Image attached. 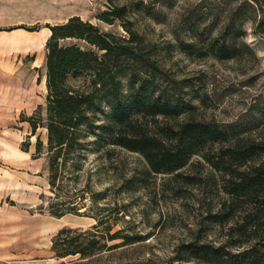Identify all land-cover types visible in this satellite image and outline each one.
I'll use <instances>...</instances> for the list:
<instances>
[{
	"label": "rangeland",
	"instance_id": "obj_1",
	"mask_svg": "<svg viewBox=\"0 0 264 264\" xmlns=\"http://www.w3.org/2000/svg\"><path fill=\"white\" fill-rule=\"evenodd\" d=\"M66 2L61 0L57 16L61 22L56 24L68 14L78 15L123 37L129 33L121 19L109 24L98 16L110 7L127 5V17L144 38L143 52L156 74L155 84L195 106L177 118L158 117L159 126H176L192 117L221 127L232 125L264 146V0H69V7L63 5ZM238 33L243 36L234 40L235 55L220 59L210 53L212 44ZM62 43L89 47L76 38ZM38 45L39 41L27 60L35 58L40 68L29 64L23 78L27 104L13 102L0 108V264H61L76 259L55 257L52 240L65 226L91 227L96 219L83 213L89 206L122 207L112 231L125 228V233L146 238L132 247L107 251L106 264L136 257H152L153 264H200L178 260L177 255L185 243L218 244L225 238L230 224L219 225L213 214L228 196L220 189V172L204 158L223 145L209 146L175 173L154 172L141 153L119 146L89 150L82 170L67 169L66 178L59 177L60 197H55L48 129L33 131L24 120L38 114L46 121V43L43 48ZM152 129H158L156 122ZM39 140L42 152L37 150ZM86 186L100 194L96 203L87 193L86 207L62 217L52 215L51 205L64 198L66 189L81 194Z\"/></svg>",
	"mask_w": 264,
	"mask_h": 264
},
{
	"label": "trees",
	"instance_id": "obj_2",
	"mask_svg": "<svg viewBox=\"0 0 264 264\" xmlns=\"http://www.w3.org/2000/svg\"><path fill=\"white\" fill-rule=\"evenodd\" d=\"M128 13L123 5L98 16L109 24L121 19L128 37L104 32L78 15L47 25L51 34L45 46L46 121L38 114L24 120L33 131L48 129L50 184L55 197H60L59 177L66 178L67 169L72 173L82 170L89 150L119 146L141 153L154 172L175 173L209 146L222 144L218 152L205 153L204 158L220 172V189L228 196L213 214L219 225L230 224L225 238L218 244L185 243L177 258L200 264H264V146L242 136L232 125L221 127L192 117L176 126H159L158 117L177 118L195 106L155 84L156 74L143 52L144 38ZM241 36L238 33L212 44L210 53L220 59L232 57L237 52L234 40ZM74 38L89 47L62 43ZM155 122L157 130L152 129ZM43 146L39 140L38 152ZM88 187L81 194L66 189L64 198L51 205L52 215L62 217L86 207L87 193L96 203L100 194ZM122 212L119 206L86 207L84 215L96 222L87 229L61 228L52 240L55 257H77L61 264H106L107 251L145 241L141 235L125 233V228L112 231ZM116 264H153V259L136 257Z\"/></svg>",
	"mask_w": 264,
	"mask_h": 264
},
{
	"label": "crops",
	"instance_id": "obj_3",
	"mask_svg": "<svg viewBox=\"0 0 264 264\" xmlns=\"http://www.w3.org/2000/svg\"><path fill=\"white\" fill-rule=\"evenodd\" d=\"M64 1L67 2L63 5L69 7V0ZM60 8L61 0H0V108L13 102L17 106L27 104L28 88L23 83L27 66L40 68L35 58H27L36 52L38 41L39 47L45 45L51 34L47 25L61 22L57 18ZM71 16L68 14L63 22Z\"/></svg>",
	"mask_w": 264,
	"mask_h": 264
}]
</instances>
